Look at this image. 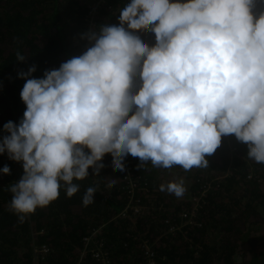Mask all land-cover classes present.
Segmentation results:
<instances>
[{
	"label": "clouds",
	"instance_id": "9594fccd",
	"mask_svg": "<svg viewBox=\"0 0 264 264\" xmlns=\"http://www.w3.org/2000/svg\"><path fill=\"white\" fill-rule=\"evenodd\" d=\"M264 0H127L119 25L86 34L79 56L33 78L20 71L26 105L19 124H4L0 155L22 162L24 175L9 186L10 208L21 222L60 196L74 181L99 176L112 153L126 170L141 164L185 171L209 166L222 137L247 144V158L264 164ZM155 34L149 45L140 34ZM17 60L27 57L17 52ZM139 165V166H140ZM0 173L11 174L5 165ZM115 184L117 178L107 179ZM176 197L183 179L161 185ZM88 187L84 206L95 203Z\"/></svg>",
	"mask_w": 264,
	"mask_h": 264
},
{
	"label": "trees",
	"instance_id": "16d2710c",
	"mask_svg": "<svg viewBox=\"0 0 264 264\" xmlns=\"http://www.w3.org/2000/svg\"><path fill=\"white\" fill-rule=\"evenodd\" d=\"M94 1L0 0V85L10 99L0 110V139L4 124H19L26 110L20 71L34 65L33 78H43L87 50L88 31L119 25L127 0H104L96 11ZM254 10L264 12V4ZM139 32L155 43L147 27ZM17 52L26 62L17 60ZM247 152L233 134L222 137L206 168L164 169L128 155L132 181L127 170L114 167L109 152L98 177L90 168V177L74 181L80 185L75 195L62 188L56 201L23 222L10 208L9 190L24 175L22 162L0 155V169H11L0 173V264H264V164ZM112 177L115 184L107 180ZM180 179L182 197L160 190ZM88 187L97 188L95 203L84 206ZM44 245L49 252L39 250Z\"/></svg>",
	"mask_w": 264,
	"mask_h": 264
},
{
	"label": "built area",
	"instance_id": "2783aa9c",
	"mask_svg": "<svg viewBox=\"0 0 264 264\" xmlns=\"http://www.w3.org/2000/svg\"><path fill=\"white\" fill-rule=\"evenodd\" d=\"M103 1H104V0H95V1H94L93 8L95 9V11H96V9H97V7H98L99 5H102V4H103ZM92 22H93V21H92ZM93 23H94V22H93ZM91 31H92V29H91ZM88 33H89V31H88ZM86 42H87V44H88L89 47H90L91 44H90V42H89L88 39H86ZM9 104H10L9 95H8L7 91L4 89V87H2V86L0 85V110H5L6 107H8ZM124 163H125V166H126V170H127V172H128V173H127V177H128V179H129L130 181H132V169H133V167H132L131 161H129V160L126 158L125 161H124ZM132 187H134V184H132ZM135 210L138 211V208H135ZM39 250H40L41 252H44V253L49 252V249H48V247H47L46 245H44V246H42L41 248H39ZM146 253L148 254V256H149L150 258H153V257H154V252H153V250L148 249V251H147ZM150 264H157V263H156L155 260H151Z\"/></svg>",
	"mask_w": 264,
	"mask_h": 264
},
{
	"label": "rangeland",
	"instance_id": "374dc122",
	"mask_svg": "<svg viewBox=\"0 0 264 264\" xmlns=\"http://www.w3.org/2000/svg\"><path fill=\"white\" fill-rule=\"evenodd\" d=\"M262 233L264 234V231H261V234H262ZM263 236H264V235H263Z\"/></svg>",
	"mask_w": 264,
	"mask_h": 264
},
{
	"label": "bare ground",
	"instance_id": "6f19581e",
	"mask_svg": "<svg viewBox=\"0 0 264 264\" xmlns=\"http://www.w3.org/2000/svg\"><path fill=\"white\" fill-rule=\"evenodd\" d=\"M108 256V255H107Z\"/></svg>",
	"mask_w": 264,
	"mask_h": 264
}]
</instances>
